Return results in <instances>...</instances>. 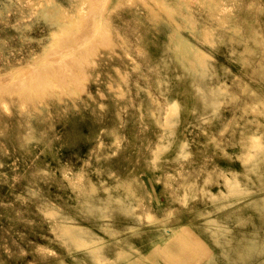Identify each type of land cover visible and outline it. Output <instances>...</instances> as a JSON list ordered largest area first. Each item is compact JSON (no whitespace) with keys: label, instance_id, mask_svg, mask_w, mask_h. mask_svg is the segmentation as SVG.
<instances>
[{"label":"rangeland","instance_id":"1","mask_svg":"<svg viewBox=\"0 0 264 264\" xmlns=\"http://www.w3.org/2000/svg\"><path fill=\"white\" fill-rule=\"evenodd\" d=\"M97 1L0 0V264L255 263L225 249L264 250V0Z\"/></svg>","mask_w":264,"mask_h":264},{"label":"bare ground","instance_id":"2","mask_svg":"<svg viewBox=\"0 0 264 264\" xmlns=\"http://www.w3.org/2000/svg\"><path fill=\"white\" fill-rule=\"evenodd\" d=\"M90 1V0H89ZM101 0H99V1H97V2H100ZM103 1H105V0H103ZM93 2V1H92ZM94 4V3H93ZM97 4V3H96ZM117 4V3H116ZM156 4V3H155ZM92 5V4H91ZM99 5V4H98ZM101 5H103V3L101 4ZM94 6V5H93ZM92 6V7H93ZM96 6V5H95ZM79 8V7H78ZM81 8V7H80ZM100 8H101V6H100ZM94 9V8H93ZM93 9H90V10H93ZM96 9V8H95ZM77 10V9H76ZM81 10V9H80ZM101 10V9H100ZM99 10V11H100ZM95 11V10H94ZM93 11V12H94ZM83 12V11H82ZM89 12V11H88ZM88 12L86 13V14H88ZM85 13V12H84ZM89 13H91V12H89ZM66 15V14H65ZM65 15H64V13L63 12H60V11H58L57 12V14L52 18V23L53 24H58V25H61V24H63V23H65V20H64V17H65ZM94 16V14H91L90 16ZM92 16V17H93ZM71 17V16H70ZM74 17V16H73ZM85 17V16H84ZM92 17L91 18H89V15H88V19H92ZM80 18V17H79ZM87 18H86V22H83V23H86V24H88L87 22ZM85 19V18H84ZM97 19V18H96ZM85 21V20H84ZM90 21V20H89ZM92 21H93V19H92ZM92 21L91 22H89V23H91V24H93L92 23ZM73 22V21H72ZM75 22V21H74ZM77 22V21H76ZM79 22H80V20H79ZM95 22H96V20H95ZM97 23H98V20H97V22H96V25H97ZM82 24V23H81ZM86 24H85V26H86ZM83 25V24H82ZM82 25L80 26V27H82ZM89 25V24H88ZM99 25V24H98ZM73 26V25H72ZM84 26V25H83ZM91 25H89V27L88 28H90V29H86L87 30V34L86 35H88L89 36V33H93L92 31H91V27H90ZM93 26V25H92ZM94 26H95V24H94ZM67 26H65L64 28H66ZM68 27H69V25H68ZM78 27V26H77ZM86 27H84V29H85ZM97 29V27L94 29V30H96ZM52 31V33H54V31H53V29H51ZM75 30H77V28H75ZM81 30H83V29H81ZM86 30H84L83 32H85ZM88 30H89V33H88ZM98 31V30H97ZM102 31V30H101ZM101 31H99V32H101ZM64 32H65V30H64ZM67 32V31H66ZM65 32V33H66ZM73 32H74V30H73ZM77 32V31H76ZM75 32V33H76ZM83 32L81 31V33H80V29H79V33L80 34H82L83 35ZM106 32V31H105ZM74 33V34H75ZM94 33H96L95 31H94ZM93 33V34H94ZM98 33V32H97ZM96 33V34H97ZM104 33V32H103ZM60 34H61V32H60ZM70 34V33H69ZM79 34V35H80ZM96 34H94V35H96ZM56 35V34H55ZM54 35V36H55ZM59 34H57V36H58ZM77 36H79L78 34H76ZM91 35V34H90ZM60 36V35H59ZM69 36H71V35H69ZM68 36V37H69ZM75 36V35H74ZM74 36H71V37H74ZM100 36V35H99ZM103 36V35H102ZM178 39H179V41H181V42H183L184 44H186V45H194V44H192V42L186 37V36H184V35H182L181 33H179L178 32ZM70 37V38H71ZM80 37H81V35H80ZM95 37V36H94ZM75 38V40H77V39H82V38H76V36L74 37ZM74 38H72L71 39V41L72 40H74ZM87 38V40H89L88 39V37H86ZM91 38H92V36H91ZM96 38V37H95ZM56 39V38H55ZM60 39V38H59ZM94 39V38H93ZM97 39H98V36H97ZM99 39H101V38H99ZM104 39V38H103ZM61 40V39H60ZM66 40H67V38H66ZM66 40H64L65 42H68V41H66ZM69 40V39H68ZM74 40V41H75ZM84 40V39H83ZM95 40V39H94ZM57 41V40H56ZM61 42V44H62V40L60 41ZM82 42H84V41H80L79 42V40H78V42H76V43H78L77 45H81V43ZM95 42H97V40L95 41ZM80 43V44H79ZM85 43V42H84ZM89 44L91 43L90 41L88 42ZM56 44H58V42L56 43ZM63 44H65V43H63ZM89 44H88V46H89ZM104 44V43H103ZM54 45V44H53ZM59 45V44H58ZM85 45H86V43H85ZM92 44H90V46H91ZM94 45H96V44H94ZM70 46V45H69ZM71 46H72V44H71ZM74 46V45H73ZM75 46H76V44H75ZM82 46V45H81ZM90 46H89V48H90ZM55 47V46H54ZM59 47H61L60 45H59ZM77 47V46H76ZM80 47V46H79ZM78 47V48H79ZM58 47H56V49H57ZM61 48H63V47H61ZM65 48H67V47H65ZM64 48V50L62 51L61 49V51L62 52H64V51H66V49ZM88 48V49H89ZM50 49V48H49ZM74 49V48H73ZM72 49V50H73ZM51 50V49H50ZM49 50V51H50ZM52 50H55V48L54 49H52ZM51 50V51H52ZM57 50H59V49H57ZM56 50V51H57ZM59 50V51H60ZM91 50V49H90ZM68 51V50H67ZM70 51V50H69ZM74 51H75V49H74ZM45 52H47V51H45ZM58 52V51H57ZM56 52V53H57ZM71 52H73V51H71ZM91 52H92V50H91ZM52 53V52H51ZM55 53V52H54ZM65 54H66V52H64ZM64 53H62V55L64 54ZM68 53V52H67ZM50 54V53H49ZM68 54H70V53H68ZM72 54H74V53H72ZM72 54H70V55H72ZM81 54V53H80ZM83 54H84V52H83ZM93 54V53H92ZM45 55H47V54H45ZM44 55V57L43 58H45L46 56ZM82 55V54H81ZM57 56H58V53H57ZM57 56H55L56 58H57V61H58V57ZM61 55H59V57H60ZM73 56V55H72ZM71 56V57H72ZM53 57H54V55H53ZM55 57H54V59H53V63H54V61H55ZM63 57H65V58H63ZM83 57V56H82ZM41 58H42V56H41ZM47 58V57H46ZM62 58L63 59H65L66 60V62H70V64H72V67H74L73 65V63H74V61H76V57L74 56V59L72 58V60H74V61H72L71 60V58H70V56H69V58H70V60L71 61H69L68 60V57H66V55H64V56H62ZM84 58V57H83ZM82 58V59H83ZM61 59V58H60ZM59 59V60H60ZM63 59L61 60V62L60 63H62V61H63ZM77 59H78V57H77ZM34 60V59H33ZM38 60H40V58L38 59ZM68 60V61H67ZM79 60V59H78ZM84 60H86V59H84ZM42 61V60H41ZM35 62V61H34ZM45 62H47V61H45ZM44 62V63H45ZM73 62V63H72ZM77 63H78V61H76ZM75 62V63H76ZM87 62V61H86ZM56 63V62H55ZM54 63V64H55ZM57 64H59V61L57 62ZM30 65V64H29ZM48 65H50L49 63H48ZM51 65H52V62H51ZM50 65V66H51ZM69 65V64H68ZM76 65V64H75ZM33 66V65H32ZM35 66H37V65H35ZM42 66V65H41ZM76 66H78V64L76 65ZM30 67V70H32V68H34V67H32L31 68V66H29ZM29 67H24L25 69L26 68H28L29 69ZM51 67H57L58 68V66H54V65H52ZM76 68V67H75ZM81 68V67H80ZM21 69V68H20ZM19 69V70H20ZM25 69H23V71H24V76H26L25 75ZM28 69H27V71H28ZM53 69V68H52ZM55 69V68H54ZM60 69H61V67H59V71H60ZM70 69V68H69ZM72 69V68H71ZM77 69H79V68H77ZM18 69H16V71H17ZM35 70H36V68H35ZM35 70H34V74H35ZM39 70H41V69H39ZM49 70V69H48ZM73 70H74V68H73ZM81 70V69H80ZM33 71V70H32ZM63 71V70H62ZM20 72H22V71H20ZM31 72V71H30ZM37 72V71H36ZM39 72V71H38ZM37 72V73H38ZM48 72V71H47ZM51 72V71H50ZM54 72H55V70H54ZM57 72H58V70H57ZM69 72H71L70 70H69ZM81 72H82V70H81ZM33 73V72H32ZM31 73V74H32ZM41 73V72H40ZM59 73H61V72H59ZM63 73V72H62ZM71 73H73V72H71ZM13 74V73H12ZM15 74V73H14ZM28 74H29V72H28ZM48 74V73H47ZM55 74V73H54ZM67 74V73H66ZM82 74H84V73H82ZM81 74V75H82ZM8 75V74H7ZM20 75V74H19ZM19 75H17L16 77H15V75H13L14 77L13 78H16L17 79V77L19 76ZM33 75V74H32ZM36 75V74H35ZM42 75H45V74H42ZM42 75H40L39 77H41ZM50 75V74H49ZM48 75V76H49ZM61 76H62V74H60ZM60 75H57V76H60ZM68 75H70V74H68ZM72 75V74H71ZM11 76V75H10ZM31 76V75H30ZM30 76L28 77L29 79H30ZM7 77V76H6ZM20 77H21V75H20ZM33 77H35L34 75H33ZM53 77V76H52ZM64 77V76H63ZM82 77V76H81ZM80 77V78H81ZM85 77V76H84ZM1 78V77H0ZM3 78V77H2ZM5 78V77H4ZM8 78V77H7ZM24 78V77H23ZM27 77H25L24 79H26ZM36 78H38V75H37V77ZM36 78H34V79H36ZM41 78H45V76L44 77H41ZM41 78H39V81H40V83H42L41 82ZM48 78L49 77H47L46 76V79L45 80H48ZM54 78V77H53ZM56 78V77H55ZM54 78V79H55ZM58 78V77H57ZM61 78V77H60ZM53 79V80H54ZM59 79V78H58ZM64 79V78H63ZM62 79V80H63ZM76 79V78H75ZM5 80V79H4ZM4 80H3V82H2V84L4 83ZM8 80H10V79H8ZM11 80H12V77H11ZM33 80V79H32ZM64 80H66V79H64ZM1 81V80H0ZM7 81V80H6ZM18 81V80H17ZM16 81V82H17ZM20 81V80H19ZM23 80H21V82H22ZM26 81H27V79H26ZM37 81V85H38V79L36 80ZM43 81H44V79H43ZM55 81H59V80H55ZM54 81V82H55ZM78 81V80H77ZM10 82V81H9ZM14 82H15V80H14ZM28 82H30V81H28ZM34 82V83H33ZM33 82H30V86H32L33 84H35V81L33 80ZM45 82V81H44ZM43 82V83H44ZM47 82V81H46ZM45 82V84H48V83H46ZM48 82H49V80H48ZM8 83V82H7ZM7 83H5L6 85H7ZM33 83V84H32ZM43 83H42V85H43ZM52 84V82L50 83V85ZM9 85V87L11 86L10 84H8ZM8 85H7V87H8ZM41 85V84H40ZM40 85H38L39 86V88H41V86ZM49 85V86H50ZM54 86H57V82L56 83H54L53 84ZM52 85V86H53ZM59 85V84H58ZM63 85V84H62ZM61 85V86H62ZM67 85V84H66ZM66 85H65V87H66ZM80 85V84H79ZM15 86H17L16 84H15ZM22 86V85H21ZM26 86V85H25ZM52 86H50V89H51V87ZM53 86V87H54ZM69 86V85H68ZM109 86V85H108ZM14 87V86H13ZM13 87H10V88H13ZM18 87V86H17ZM27 87V86H26ZM25 87V88H26ZM32 87H34V85L32 86ZM77 87V86H76ZM15 88V87H14ZM31 88V87H30ZM36 88V91H37V86L35 87ZM42 88H43V86H42ZM9 89V88H8ZM16 89V88H15ZM20 89V88H19ZM18 88L16 89V90H19ZM33 89V88H32ZM44 89V88H43ZM63 89V88H62ZM5 90V89H4ZM24 90V89H23ZM39 90H41V89H39ZM46 90V89H45ZM44 90V91H45ZM59 90H61L60 88H59ZM65 90V89H64ZM33 91H34V89H33ZM43 91V90H42ZM62 91V90H61ZM60 91V92H61ZM69 91V90H68ZM26 92V91H25ZM38 92V91H37ZM40 92V91H39ZM30 93V92H29ZM42 93V92H41ZM45 94V93H44ZM39 95V94H38ZM25 96V95H24ZM42 96L43 95H41V98H42ZM28 99V98H27ZM1 102H3V101H1ZM185 143H186V141L185 140H182V146H185ZM113 165L110 167V170H111V172L112 173H116V174H122V173H125V172H128L129 170H131L132 168H133V166H135V164H134V161H131V159L129 158V157H126V156H117V158H115L114 160H113V163H112ZM105 190H107L108 192H106V194H99L98 195V197L94 200L93 199V201H92V208H94V207H96L98 204H102L104 201H117L118 200V197L116 196V195H114L111 191L112 190H110L111 188H109V187H105L104 188ZM53 201V200H52ZM248 204H262V205H264V192H262L259 196H257V197H253L250 201H248L247 203H246V205H248ZM99 206H101V205H99ZM171 206V205H170ZM243 208V205L242 206H240V205H237V206H234V208L233 209H231V210H229L227 213H225V214H223V215H221L220 217L222 218H224V217H232L233 215H235V216H237L238 215V213L240 214V210ZM158 214V213H157ZM261 215H262V212L261 213H259V216L261 217ZM66 217V216H65ZM219 217V218H220ZM70 226H72V227H76L77 229H78V232L80 233V235H82V236H84V237H88V238H94L95 237V235H96V233L92 230V229H90L89 227H87V226H84V225H76V224H72V225H70ZM226 235H222L220 238H222V237H225ZM227 238H231V236L230 235H227ZM219 242H220V239L218 240ZM229 250L232 252V253H237L238 254V256L241 258H243V259H245V260H249L250 259V261H253L252 260V258H253V256H254V259L256 260V262L254 263V262H251V264H263L264 263V250L263 249H261V248H258V246L257 245H255V246H251V247H249V249L245 246V245H232V246H230V247H228V248H226L225 249V251L226 252H229ZM197 264H216V257H215V255L214 254H211L209 257H207L204 261H202V262H198Z\"/></svg>","mask_w":264,"mask_h":264}]
</instances>
